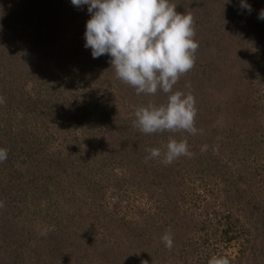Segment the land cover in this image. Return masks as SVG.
<instances>
[{
	"label": "rangeland",
	"instance_id": "obj_1",
	"mask_svg": "<svg viewBox=\"0 0 264 264\" xmlns=\"http://www.w3.org/2000/svg\"><path fill=\"white\" fill-rule=\"evenodd\" d=\"M42 1L0 0V10L15 19L1 28L9 43L0 41V55L11 49V60L0 58V148L8 150L0 162V220L8 229L0 234V264H208L213 256L264 264V21L258 19L264 0H247L251 12L240 7L230 26L233 37L247 33L246 51L216 43L210 50L216 68L207 58L194 63L187 81H198L190 92L197 133L158 137L134 123L138 108L160 106L158 92L137 95L117 77L108 55L93 59L85 49L87 7L79 15L71 0H55L57 7ZM234 1L171 3L211 23ZM204 48L207 57L210 47ZM170 140L187 141L191 154L165 165ZM152 148L161 156L150 158ZM132 177L144 197L133 193L136 185L121 187ZM96 188L104 193L103 206L120 203L126 217L132 203L147 215L159 213L157 226L163 234L171 230L174 246L141 242L153 253L162 246L160 255L142 246L137 251L140 241L131 247L121 227L94 220L89 196ZM228 226L235 231L231 241Z\"/></svg>",
	"mask_w": 264,
	"mask_h": 264
},
{
	"label": "clouds",
	"instance_id": "obj_2",
	"mask_svg": "<svg viewBox=\"0 0 264 264\" xmlns=\"http://www.w3.org/2000/svg\"><path fill=\"white\" fill-rule=\"evenodd\" d=\"M72 5L87 7L90 19L84 33L85 49L93 59L110 57L117 77L132 86L136 94L168 95L165 105L149 104L135 112V125L144 134L184 130L196 134L195 98L182 91L173 92L180 77L195 63L198 42L194 40L193 15L179 13L171 0H71ZM240 7L251 12L247 0ZM258 19L264 21V10ZM0 103L3 98L0 97ZM207 146L202 148L206 151ZM150 158H158V148L149 149ZM187 141L170 140L162 163L170 165L176 158L190 155ZM8 150L0 148V162ZM3 202L0 201V207ZM168 249L174 246L171 230L161 237ZM208 264H230L227 257L213 256Z\"/></svg>",
	"mask_w": 264,
	"mask_h": 264
},
{
	"label": "trees",
	"instance_id": "obj_3",
	"mask_svg": "<svg viewBox=\"0 0 264 264\" xmlns=\"http://www.w3.org/2000/svg\"><path fill=\"white\" fill-rule=\"evenodd\" d=\"M24 1H27L31 5L32 4L39 5V3L43 4L42 0H24ZM49 2H50V5H52L54 7H57L56 4H60V2H57V1L55 2V0H49ZM235 3H237V4H235ZM235 3L234 4L231 3L229 5V7H222V11L220 10L219 14H217L219 16L212 18L211 23H208V17H203L204 19H207V22H205L203 19L200 21H198L197 19H193V21L196 20L197 24H200V25H196V23L194 24L195 25L194 40L196 42H198V44H199V47H198L199 49L196 50V53H195V62H199V61L205 60L207 58V61H210L209 66H211L212 68H214V67L216 68V65L218 66V64L211 62L212 58L210 57V50L212 48L211 46L213 44H216V43L219 47L222 46L221 44H225L221 50H225V46H226V49L228 50L230 47L243 45L240 47L246 51L247 43H244L243 40L245 39L247 33L243 32V33H240L238 36L233 37L232 31L230 29L232 22H234L238 18V14L241 10L240 6L238 5L240 3V0L236 1ZM58 11H59V9L55 10L52 17ZM76 11L80 15L84 11V8L81 9V8L74 7V13H76ZM212 11L214 12L215 8H212ZM47 12L48 13L50 12L49 9H47ZM59 20L61 21V17ZM10 21H15L14 17L10 14V12L5 11V10H2V11L0 10V31H1V28L7 26V24H9ZM43 24H45V23L43 22ZM7 28H8V26H7ZM7 28L5 29V31H1L2 36L0 35V41L2 39V42L6 41V43H9L8 40L11 38L7 39L4 35V33L8 34ZM249 28H250V26H249ZM205 46L210 47L206 53L207 57L203 56ZM202 48H204V49H202ZM214 48H216V47H214ZM10 51H11L10 48L4 47L2 52H1L0 58L4 61L7 59L11 60V57L9 56ZM34 51L35 50L32 49L30 53L33 54ZM216 54H219V53L216 51ZM12 60L14 61L15 59H12ZM50 61H51L50 66H52V68L54 67L56 69L57 66L59 65L57 62H55L56 60L54 62L52 60H50ZM235 61L237 62L238 60L235 59ZM196 66H197V64H194L193 68L187 72L188 74H184L180 77L178 83L173 88V92L182 91L185 94H189L190 92H192V91L195 92L197 90V88H198L197 82L198 81H189V82L187 81L188 76L194 75L193 72L195 71V69H197ZM61 68H62V66H61ZM24 73H26V71H24ZM51 74L53 76L59 75L60 71H59V69L53 70V71L51 70ZM210 75L211 76L213 75V70L211 71ZM198 77L199 76H197V78ZM191 86H192V88H191ZM158 94H159V99H160V105H165L167 103V100H168L167 99L168 94H165L162 91L161 92L158 91ZM6 132H8V129H6ZM158 136H159V134H156V133L154 135L149 134V137H158ZM134 143H133V145H134ZM133 145L132 146L129 145L128 148L133 149L132 148ZM137 149H136V151L141 152L143 150V146H141L139 143ZM127 153L131 154V150L127 151ZM141 163H143V162H141ZM163 176H166V175L163 174ZM128 180H130V179H128ZM103 181L104 180H102V178H101V180L97 182V186L100 187L101 182H103ZM117 181L115 182V186L118 183L120 184V182H119L120 179H117ZM140 184L141 183H139L138 180H135V177H132L130 182L126 181V179L122 180L121 187L122 186L128 187L132 190V188L136 185L137 190L133 191V193L137 194L138 196L144 197L145 195L143 194V192H144L145 188H143V186H141ZM118 187H120V186L118 185ZM96 190L97 191H95V192L93 191V193L89 196V199L93 198L89 202L92 201V203L95 205L94 208H92V212H90V213H95V215H93V216H95L96 219H94V220L100 221V219L102 218L107 224L110 225V227H121L122 230L124 231L123 232L124 238L127 239L128 243L131 242V244H130L131 247H132L133 241H136V242L140 241V243L138 244L139 246L137 248V251L141 248L140 246L143 247V249L141 248L140 250H143L144 252H146L147 249H148V251H151V250H149V248L144 250V248L146 246L144 244H141V242H146L148 244V247H151V246H155L156 241L159 242L160 240H162L161 237L164 235L163 233H161L162 228L157 226L158 225L157 224V218L159 216V213H153L152 212L151 214L147 215L145 210H143L139 207L135 208L134 203H132V205L129 209V211H130L129 213L131 216L126 217L120 211V208H118V205H120V203L112 204L111 208H107V207L103 206L102 200L104 198V193L98 191L99 189H97V188H96ZM122 194L124 196L127 195L126 192H123ZM152 197H153V195H151V199H152ZM135 203H137V202H135ZM97 208L99 210H97ZM3 221L5 222L4 219L2 221L0 220V234L2 236H4V233L8 230L7 228H5L6 226L3 225V223H4ZM117 222H119L118 225L116 224ZM9 229H11V228L9 227ZM234 232L235 231H234L233 227L228 226L227 230L225 231L226 235L229 236L228 241H231L234 238H236L233 236ZM60 235L63 236L62 234H60ZM173 241H175V239ZM61 242H63V241L61 240ZM158 248L159 249L155 253H153L154 252V250H153V251H151L152 253H150V254L153 256H155V255L159 256L160 255L159 252H161L162 246L160 247V245H159ZM156 253H158V254H156ZM141 264H144V263H141Z\"/></svg>",
	"mask_w": 264,
	"mask_h": 264
}]
</instances>
